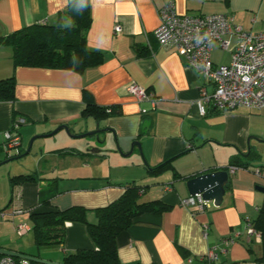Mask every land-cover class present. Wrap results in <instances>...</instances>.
<instances>
[{"label":"crops","instance_id":"crops-1","mask_svg":"<svg viewBox=\"0 0 264 264\" xmlns=\"http://www.w3.org/2000/svg\"><path fill=\"white\" fill-rule=\"evenodd\" d=\"M70 1L0 0V38L36 23L68 24L63 12ZM169 2L180 14L229 13L244 30L264 31V0H98L95 6L90 3L87 46L104 59L84 73L15 66L12 46L0 43V80L16 79L15 99L0 98V153L5 150L6 132L18 118L30 126L20 127L21 146L12 156L26 151V138L64 124L76 134L92 131L98 124L113 131L102 134L107 138L103 144L95 137L78 143L74 137L62 136L58 145L31 154L34 166L33 160L23 162V157L19 159L23 166L7 168L1 178L9 179L10 192L9 186L0 188V199H5L0 211L10 195L2 210L11 207V212L0 215V220L12 218V224L0 223V247L63 264L66 254L94 248L85 224L67 223L60 246L38 247L30 235L13 241L10 229L23 237L33 231L31 213L73 206L87 209V221L95 224L96 210L117 200L125 184L135 182L144 188L141 202L162 200L170 209L138 215L118 235L122 264H208L203 257L213 248L218 254L214 264H264L261 233L259 237L247 231L264 206V193L257 189L264 185V176L256 174L260 167L264 173V111L242 106L219 109L203 100V91L212 94L214 84L185 56L161 46L156 38L160 10ZM116 25L121 32H115ZM227 39L231 42L227 50L214 42L213 64L231 62L238 40L234 35ZM132 83L150 92L153 100L138 102L129 89ZM85 90L97 105L112 110L111 115L100 121L86 116ZM115 138L125 154L133 142H139L143 155L137 147L131 155L117 152ZM90 147L101 151L91 152ZM64 149L73 153H63ZM9 157L6 152L0 162ZM233 161L251 167L231 174L228 166ZM165 162L170 166L164 171L150 173V167ZM220 169L230 175L220 206L212 200H207L210 206L204 210L181 204L190 196L188 179ZM29 174L36 179L11 185V177ZM22 223L30 230L19 235L15 227Z\"/></svg>","mask_w":264,"mask_h":264},{"label":"trees","instance_id":"trees-1","mask_svg":"<svg viewBox=\"0 0 264 264\" xmlns=\"http://www.w3.org/2000/svg\"><path fill=\"white\" fill-rule=\"evenodd\" d=\"M79 10L78 0H71L63 12L64 17L69 20L68 24L63 25L62 22L56 25L32 24L5 38H0V43L12 46L15 66L68 69L84 73L88 68L102 64L104 58L101 52L91 50L87 46V35L92 23L90 3L82 13H78ZM15 90L16 79L14 76L0 80L1 99L13 101L16 96ZM84 101L86 116H94L100 121L112 113V110L109 111L97 105L92 94L86 90L84 91ZM62 151L63 153H73L66 149ZM232 165L239 168L251 167L249 163L238 161H233L230 166ZM169 166L170 162H165L150 167L149 171L156 175ZM259 169L263 170L261 167ZM175 176L178 177L179 174L175 173ZM34 179H36L35 176L30 174L17 175L11 177V185ZM143 189L135 182L125 184L124 191L117 200L96 210L98 221L95 224L87 221V209L81 206H73L66 210L48 209L43 212L31 213L36 244L38 247L62 245L66 237L67 223L79 222L87 226L95 246L66 254L63 264H122L117 247L118 235L130 228L138 215L148 212L162 213L170 209L162 200L141 202L139 198L144 192ZM45 204H49V201L46 200ZM251 224L261 233L264 241V206ZM22 254L33 256L24 252ZM3 256L0 254V260ZM15 259L18 261L20 258L15 257ZM33 264L37 263L33 261Z\"/></svg>","mask_w":264,"mask_h":264},{"label":"built area","instance_id":"built-area-1","mask_svg":"<svg viewBox=\"0 0 264 264\" xmlns=\"http://www.w3.org/2000/svg\"><path fill=\"white\" fill-rule=\"evenodd\" d=\"M122 31L120 25L115 26V32ZM156 38L161 46L171 48L187 58L191 67L204 74L214 84L212 94L203 91V100L210 102L215 108L233 109L247 107L256 111H264V31L252 33L236 24L233 15L219 14H180L174 2L166 3L160 10V25L155 30ZM236 36L238 43L232 49V59L229 64L215 65L211 60V52L215 41L221 43L223 49H229L231 42L227 36ZM131 94L138 102L153 100L152 95L137 83L130 86ZM144 112L146 110H143ZM203 114L204 109L200 107ZM26 120L18 118L10 130L6 132L5 151L12 156L14 150L21 146L20 127ZM237 166H230L235 173ZM258 176L264 173L256 170ZM183 206L196 207L204 210L210 206L202 194L190 195L181 200ZM1 216L5 213L1 212ZM17 234L23 235L30 230L27 224L15 227ZM249 235L258 231L251 223L247 225ZM218 254L215 248L203 257L208 264H214ZM0 264H33L28 258L18 261L13 256L4 255Z\"/></svg>","mask_w":264,"mask_h":264},{"label":"water","instance_id":"water-1","mask_svg":"<svg viewBox=\"0 0 264 264\" xmlns=\"http://www.w3.org/2000/svg\"><path fill=\"white\" fill-rule=\"evenodd\" d=\"M62 129L66 130L67 133L71 137H74V138H85V137H91L92 138V137H95L97 142L100 144L105 143L107 140L106 136H103L101 138L102 134H105L109 131H112L110 128H101L100 125L98 124L96 129H94L92 131H87V132H84L81 134H76L70 128V126L64 124V125H60L54 131H52L48 134H43L41 136L42 137L53 136L54 134H56L58 131H60ZM38 137L39 136H35L31 140V142H30V144H29V146L25 152H23L22 154L10 157L9 159L0 162V165L7 163L9 161L19 160V159L29 155L32 151L33 142ZM262 141H264V140H262ZM115 145H116V151L123 154V155H131L134 152L135 147H137L140 151V154L143 155L141 145L137 141L132 143V147L127 154H125L123 152L122 147L116 138H115ZM88 150L91 152H100L101 151V149L99 147H97V148L90 147V148H88ZM250 152H251V150L249 149L248 153H250ZM247 155H249V154H247ZM229 179H230L229 172L225 169H220V170H217L214 172H207V173L199 174L195 177L188 179L187 180V186H188L190 195L202 194V196L206 200H209V201L212 200L215 206H220L222 201H223L224 195L226 193V187H227V184L229 182ZM257 189L264 193V185H258ZM0 254L9 255V256H13V257H19V258L25 257V258H28V259L36 262V263H41V264H60V263H56V262H53L50 260H45L43 258H39L37 256L24 255L20 252H16V251H13L10 249H5L2 247H0Z\"/></svg>","mask_w":264,"mask_h":264},{"label":"rangeland","instance_id":"rangeland-1","mask_svg":"<svg viewBox=\"0 0 264 264\" xmlns=\"http://www.w3.org/2000/svg\"><path fill=\"white\" fill-rule=\"evenodd\" d=\"M30 125L29 124H27V125H24L23 127H22V130H24V129H26V128H28ZM56 128H54L53 130H55ZM53 130H51V131H53ZM42 135V134H41ZM39 136V134H34V135H32L30 138H26V142H25V147H28L29 146V144H30V142H31V140L35 137V136H39V138H36L35 140H34V142H33V146H32V152L29 154V155H27V156H25L23 159H22V161L23 162H26L27 160V162H29L30 160H33V163H32V165L34 166L35 165V162H36V159L34 158V157H32L33 155H31L32 153H35V152H41L42 151V149H44L47 145H49V147H54L55 145H58L59 143H61L60 142V138L62 137V136H69V137H71L68 133H67V131L66 130H61V131H59L57 134H54L53 136H48V137H42V136ZM72 138V137H71ZM91 138V137H90ZM89 138V139H90ZM88 139V137H85V138H80V139H76V138H73V140H75L76 142H78V143H81L83 140H87ZM56 140H59L58 141V144H56ZM31 155V156H30ZM5 156H6V152H5V150L4 151H2L1 153H0V159H4L5 158ZM29 156V157H28ZM31 158H33V159H31ZM21 160H17L15 163H11V162H9V163H5V164H2V165H0V188H3V184H4V189L7 187V186H9V192H10V184H9V179L7 180V177H4V178H1V176H2V174L4 173V172H6V170H7V168H10V166H23L22 165V162ZM14 164H16V165H14ZM30 164V163H29ZM31 165V164H30ZM12 168H15V167H12ZM6 176V175H5ZM8 182V183H7ZM9 200H10V195H9V197H8V200H7V202H6V204L3 206V208L2 209H4V208H6V206L8 205V202H9ZM0 203H5V199L3 200V199H0ZM2 209H1V211H0V213L1 212H4L5 214H9L10 212H11V207H9V208H7L6 210H3L2 211ZM10 218V217H9ZM28 222H29V224H31L30 223V220L27 218L26 219ZM0 223H1V225L4 223V224H9V226L12 224V218L10 219V220H7V219H5V220H0ZM9 233L11 234V236H12V240L13 241H15V240H20V239H24L26 236H34L33 235V231H30L28 234H26L25 236H23V237H19V236H17L16 235V233H13L12 231H11V229H10V231H9Z\"/></svg>","mask_w":264,"mask_h":264},{"label":"clouds","instance_id":"clouds-1","mask_svg":"<svg viewBox=\"0 0 264 264\" xmlns=\"http://www.w3.org/2000/svg\"><path fill=\"white\" fill-rule=\"evenodd\" d=\"M67 2V0H66ZM98 2V0H78V4L80 5V10L78 13H82L85 8L88 7L89 3H92L93 6Z\"/></svg>","mask_w":264,"mask_h":264}]
</instances>
